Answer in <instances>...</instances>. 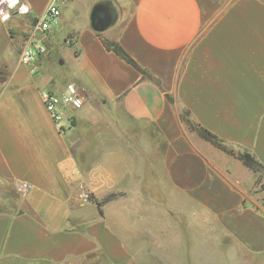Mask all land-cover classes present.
I'll list each match as a JSON object with an SVG mask.
<instances>
[{"label": "crops", "instance_id": "crops-1", "mask_svg": "<svg viewBox=\"0 0 264 264\" xmlns=\"http://www.w3.org/2000/svg\"><path fill=\"white\" fill-rule=\"evenodd\" d=\"M23 1L0 20V264H264L256 179L182 119L264 163V0H65L46 42L68 28L84 104L64 132L40 91L65 61L20 62L52 0Z\"/></svg>", "mask_w": 264, "mask_h": 264}, {"label": "built area", "instance_id": "built-area-1", "mask_svg": "<svg viewBox=\"0 0 264 264\" xmlns=\"http://www.w3.org/2000/svg\"><path fill=\"white\" fill-rule=\"evenodd\" d=\"M65 0H52L47 6L44 13L37 17L35 24L29 28V34L24 36L25 44L22 46L20 53V62L30 67L33 72H36L39 67L37 62L44 58L48 52V44L46 40L53 25L61 16L60 6ZM21 5L27 6L25 1L19 0L14 8L9 9L6 3L0 4L1 10L9 16V19L14 15H24L19 12ZM28 7V6H27ZM68 44L73 45L72 39H68ZM42 100L47 111L50 113L57 128L64 132L73 125L75 112L82 108L84 104L83 92L78 84L74 81L65 83L62 89L52 90L43 88L40 91ZM19 192L24 193L30 187L27 182H18ZM86 199L90 198V194L83 196Z\"/></svg>", "mask_w": 264, "mask_h": 264}, {"label": "trees", "instance_id": "trees-1", "mask_svg": "<svg viewBox=\"0 0 264 264\" xmlns=\"http://www.w3.org/2000/svg\"><path fill=\"white\" fill-rule=\"evenodd\" d=\"M37 17H34L29 24V28L32 24H35L37 21ZM22 24H25V21H20ZM26 35L29 34L27 31ZM107 46L114 50L121 58L126 60L128 63L132 64L136 68H138L146 77H151L149 72L141 67L118 43L107 42ZM183 121L190 127L191 130L196 131L202 138L206 139L207 141L214 144L216 147L220 148L221 150L227 152L230 155L235 156L236 158L240 159L243 164L247 167L253 169V171L259 174V178L257 182L260 183V178L264 176V163L261 162L256 156L248 150H237L235 147L228 145L222 138L218 135L210 131L209 129L205 128L204 126L200 125L199 123L195 122L189 111H184L182 114ZM2 264V263H1Z\"/></svg>", "mask_w": 264, "mask_h": 264}, {"label": "rangeland", "instance_id": "rangeland-1", "mask_svg": "<svg viewBox=\"0 0 264 264\" xmlns=\"http://www.w3.org/2000/svg\"><path fill=\"white\" fill-rule=\"evenodd\" d=\"M129 9L130 8L128 5L125 7L124 11L129 10ZM27 29H28V26H26V30ZM29 30L30 29H28L27 31H29ZM59 30H60L59 31L60 35L53 37L54 40L51 39L52 44H50V46L48 45V52L44 56V61L48 62L50 57H52L54 61L60 60V62H61L62 60H64L65 61L64 64L58 65L60 70H58V71L53 70V71L56 74V80H58L60 77V78H62L63 81L69 82V81H72V80H69V76H71V73L73 70L71 58H73L75 56L76 49L74 48L73 45L66 43V40H68L71 36L70 34H67L68 28L64 27L63 25H60ZM59 40H62L61 46L57 45V41H59ZM24 44H25V40L23 38L21 45H24ZM53 71H52V73H53ZM74 82H76V81H74ZM58 86H59V84H58ZM230 156L232 157L231 160H233L235 163H242L243 164V162L240 159L236 158L233 155H230ZM235 169L238 172V174L240 176H243V177L245 176L244 175L245 171L252 174V176L256 179L252 192L256 196L257 200L260 203L264 204V176H262L260 178L261 181L259 183V182H257V179L259 178V174L255 173L253 171V169L247 167L245 164H243L241 166V168H240V166L239 167L237 166V167H235ZM252 172H254L255 174Z\"/></svg>", "mask_w": 264, "mask_h": 264}, {"label": "clouds", "instance_id": "clouds-1", "mask_svg": "<svg viewBox=\"0 0 264 264\" xmlns=\"http://www.w3.org/2000/svg\"><path fill=\"white\" fill-rule=\"evenodd\" d=\"M19 2V0H0V4L6 3L9 9L14 8L15 5ZM29 11L27 6L21 5L19 12L21 14L27 13ZM9 16L6 15L3 10H0V20L7 21Z\"/></svg>", "mask_w": 264, "mask_h": 264}, {"label": "water", "instance_id": "water-1", "mask_svg": "<svg viewBox=\"0 0 264 264\" xmlns=\"http://www.w3.org/2000/svg\"><path fill=\"white\" fill-rule=\"evenodd\" d=\"M92 18L94 21H100L103 28L109 23V16L106 14V11L102 10L100 7L94 9Z\"/></svg>", "mask_w": 264, "mask_h": 264}]
</instances>
